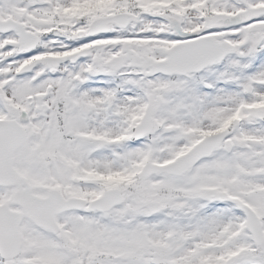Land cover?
Segmentation results:
<instances>
[{
	"label": "snow or ice",
	"instance_id": "1",
	"mask_svg": "<svg viewBox=\"0 0 264 264\" xmlns=\"http://www.w3.org/2000/svg\"><path fill=\"white\" fill-rule=\"evenodd\" d=\"M0 264H264V0H0Z\"/></svg>",
	"mask_w": 264,
	"mask_h": 264
}]
</instances>
